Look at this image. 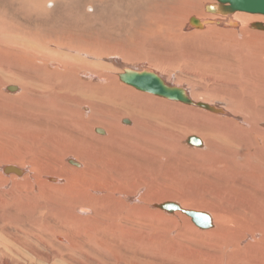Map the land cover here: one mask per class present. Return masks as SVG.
Instances as JSON below:
<instances>
[{"label":"rangeland","instance_id":"rangeland-1","mask_svg":"<svg viewBox=\"0 0 264 264\" xmlns=\"http://www.w3.org/2000/svg\"><path fill=\"white\" fill-rule=\"evenodd\" d=\"M63 3L64 1H61L60 5L50 4L52 14L42 16L40 21L32 17L39 14L34 11L23 19L22 25L32 27L36 21L37 29L43 31L53 27V19L59 20L64 12H70V20H74L76 25L73 24V27L78 32L75 34L80 37L79 43L90 42V47H86L90 52L96 49L98 52L107 50L113 54L108 56L104 53L105 58L82 62L93 66L97 72L105 70L110 80L104 84L88 76L86 79L82 77L81 84L103 83L108 90L119 93L123 99L117 100L116 104L94 102V116L100 111L97 108L100 105L104 110L105 122L113 124L119 119L133 120L138 130L129 131L128 128L132 126L121 122V127L115 129L118 130L115 132L117 140H108L110 136L106 140H96L90 133L89 118L86 119L87 127L78 130L79 125H76L75 119L81 118L79 107L86 100L84 95H75L76 101L68 112L63 104L71 101H62L61 105L54 107L47 99L36 96L32 91L23 92V79L26 76L41 75L42 69L26 62L23 58L26 55L19 50H0V264H218L216 259H207L204 254L214 251V254L221 256V246L211 249L216 242L209 243L205 233L216 227L218 230L223 227L224 233L229 232L232 228H225L218 216L231 215H235L234 218L242 222H248L250 226L249 230L246 228L240 234V238L247 240V234L260 235L257 236L256 247L264 254V184L254 185L250 178L248 181L252 182L253 186L248 182L242 185L240 190L234 193L240 199L230 205L216 182L203 181L201 177L202 172L219 158H228L227 160L236 166L235 172L227 170L226 177L236 178V174L244 176L248 170L249 165L242 166L238 162L241 157L234 155L237 146L232 141L222 139L220 135L232 131L230 127L225 129L226 131L222 130L227 126L224 120H233L235 113L250 117L249 113H256L260 117L254 115L253 119L262 122L259 118L264 116V31L251 28L250 25L255 22L264 24V16L238 12L230 16L238 21L237 27H232L225 21L221 25L217 23L206 29H191L187 30V33L183 30L185 33H181L177 30L182 29V26L185 28L191 17L226 19L205 11L204 7L209 3H218L213 0H106L105 9L97 8L94 4L93 9L87 11V0H71V8L62 6ZM3 6L7 7L6 16L11 18L5 23H13L14 18L22 19L8 5ZM28 12L30 13V10ZM242 16L249 19L241 21ZM12 27L13 25L10 26ZM58 27L59 33L69 30L62 27L60 22H57V29ZM52 32H55L53 28ZM52 34L54 36V33ZM115 41H118V45ZM111 42L114 43L111 45ZM4 43L7 41L4 35L0 34L1 47ZM139 63L146 66L144 70H150L154 65L152 70L164 77L168 86L184 90L194 105L198 102L208 103L231 115L214 114L194 105L170 101L128 87L120 81L119 74L123 73L124 67L138 70ZM112 79H116V82H111ZM10 86L18 87L19 92H9ZM121 88L128 89L130 94L124 95ZM132 92L136 93L134 98ZM121 102L128 106L124 107ZM243 104L245 109L242 108ZM232 105L237 110L231 112ZM132 106L151 108L153 113L146 117L127 112L126 108ZM256 107L262 108L257 110ZM250 109L256 110L249 111ZM63 115L67 119L73 118V125L64 121ZM114 127L115 124L108 129ZM47 131H50L49 134ZM92 133L95 132L92 130ZM43 134L48 135L43 139ZM191 136L203 140L204 147L187 145L186 140ZM244 138L247 139V136L244 135ZM45 140L47 144L43 146ZM84 141H88L104 156L111 157V160H118L119 167L110 165V160L103 157L107 159H102L105 165L109 163L105 166L108 170L103 168L105 172L99 169L103 173V176L99 175V179L106 180L105 177L110 175L108 173L119 168L126 177L124 182L118 184L120 191L137 198V203H127L128 195L125 194L124 197L113 188L105 190V185L101 184L92 191L99 192L98 198H94L93 202L91 193L85 195L76 192L83 178L80 169L87 170V167L84 164L82 168L63 166L68 165V157L84 162L89 160V155L83 148ZM33 148L43 152L32 153L33 156L26 159L21 158ZM74 152L83 156L82 159L74 156ZM128 158H131L130 161ZM138 159L142 165L139 161L137 163ZM33 161H38L36 165L39 173L26 171L31 164L35 165ZM128 162L131 164H127ZM39 164L46 166L41 169ZM120 164H126L123 165L125 170L122 168L121 171ZM12 165L22 168L26 174L24 173L23 177L13 173L3 174L5 166L9 168ZM73 168L80 171L77 172ZM216 168L224 170L223 166ZM55 172L61 173L58 189L54 190L56 183L50 181H46V185L36 184L37 180L44 182L47 173L55 175ZM245 189L250 193L245 192ZM142 192L146 200L141 199ZM113 193H116V196ZM214 193L215 196H212ZM106 197H109V202ZM155 197L158 200H155ZM82 200H87L92 205L87 209V205H82ZM162 203L186 205L192 208L187 209L208 213L211 217L212 212H217L218 215L215 214L212 218L211 229L201 230L182 213L171 214L160 210V217L153 216L151 204ZM137 204L140 206L139 210ZM233 204L240 205L239 207L247 210L246 213H237ZM130 205L134 208H130ZM143 208L150 209L151 214ZM81 209L85 212L81 213ZM133 210L136 213L130 214ZM258 210L261 213H257ZM108 211L116 216H110ZM248 212H251V215ZM62 216H68V221L65 222ZM73 217L77 219L74 222ZM80 219L81 221H78ZM59 238H62V242ZM248 242L249 240L245 245ZM245 245V251L252 252L251 246ZM252 261L243 253L240 258L228 264H264V259L253 261L254 263Z\"/></svg>","mask_w":264,"mask_h":264},{"label":"bare ground","instance_id":"bare-ground-1","mask_svg":"<svg viewBox=\"0 0 264 264\" xmlns=\"http://www.w3.org/2000/svg\"><path fill=\"white\" fill-rule=\"evenodd\" d=\"M61 1H64V3L62 4V6H65L66 5L68 8H71L72 7L71 6V3H70L71 0H0V5H1L0 6V12H1L0 13V34H3L4 37H5V39H6V41H7V43H4L2 45V47L0 45V50L3 51V52H8L9 49L19 50L22 54H24L26 56H29V58H28V57H26V56L23 55L24 56L23 58L25 59L26 62L32 63V65L34 67L40 68V70L42 69V73L40 72L41 75L40 74H37L35 76L33 75L34 77H27L26 76L23 79V83L21 84V88H22V91L23 92L29 93L30 91H32L33 93L36 94V96L38 95L39 97H42V98L47 99L50 102V104H53L54 107H58L59 105H61L62 104L61 103L62 101H66V100L71 101L70 103H64L63 104V105L66 106L68 112H70L72 110V103L74 101H76L75 95L76 94L77 95H79V94L84 95V97L86 98V100H84V102H82L80 104V107H79V111L82 114L81 115V118L78 117V118L75 119L76 125H79L78 126V130H83L84 129V126L87 127V124H86L87 121H86V119L89 118L90 119V133H91V135L94 136V138H96V140H106L109 136L110 137H109L108 140H110V139L117 140V135L115 134V132L118 131V130L115 131V129L117 127H121V122L123 123V121L121 119L117 120L116 122L113 123V124H115V127L112 128L111 130H109L108 128L111 127L113 124H111L109 122L108 123L105 122L104 110L102 109V107L100 105L97 107V108H99L100 111L97 113L96 116H94V114L96 113V110H95V107L96 106H94V102H101V103H108V104H116V101L117 100H119V101H122L123 100L122 99V96L119 93H116L115 94V93L111 92V90H108L107 86L104 85L105 82H108L110 80L109 74L105 70L102 71V72H100V71L97 72L96 70L93 69V66L82 63V62H85V60L87 61L89 59H101V58H105V56L103 55L104 53H107V55L110 56V55H113V54H110L112 52L107 51V50H106L107 52L104 51V50H103L104 52L103 51L98 52V51H96V49H94L93 52H90L89 49L86 48V47H90V42H88V43H79V38L80 37L79 36H76V34H75V33H78V32L73 27V24L76 25L75 22H74V20H70V18H71V13L70 12H64L62 14L63 16H61L59 18V20L58 19H53L52 20L53 27H48V28H46L43 31H40L39 30L40 28L37 29L38 23L36 21H40V19L42 18V16H46L48 14H52L53 10L52 9L50 10L49 5L52 4V3L53 4H57L58 3L60 5V2ZM105 3H106V0H87V5L85 7V11H87L88 9H91L92 10L93 9V6L92 5H94V4H95V6H97V8H103V9H105V6H106ZM4 4L8 5L12 11L16 12L15 14H19L20 16L19 15H17V16H19V18H22V19L20 20L18 18H14V19H12L13 23H8V22L5 23L7 19H11V18H10V16L7 17L6 14H5V10L7 9V7H4L3 6ZM88 5H91V7L89 8ZM208 5H214V4H210L209 3ZM208 5H206V6H208ZM206 6L204 8H206ZM29 10H30V13L28 12ZM34 11H38L39 14H35V15L32 16V17H35V20H36L35 22H33V24H32L33 26L32 27H27L25 25H22L23 19L27 15L32 14ZM131 16L129 17V19H131ZM222 17H224V16H222ZM225 18L226 19H223V18H221V19L220 18H216V19H214V18H206V19H204V18H198V17H191L190 20H189V24H187L185 26V28H183V26H182V29L180 28L177 31H180L181 33H185L184 31H186V33H187V30H191V29H197V31H198V30H202L203 28H205V29L206 28H209L212 24L220 23V25H221L222 22H225V21L230 26H232V27H237L239 25L238 24V21L236 19L234 20L230 16L225 17ZM193 19L196 20V21H198L199 24L191 23V20H193ZM248 19H249L248 17H244L243 18V16H242V19H240V20L241 21H245V20H248ZM28 21L31 22V19H29ZM57 22H60V25L62 27H67L69 30L67 32H60L59 33L60 29H59V27L57 29ZM256 23H261V22H255L253 24H256ZM253 24H251L250 27H252ZM261 24H263V23H261ZM11 25H13L12 28H10ZM52 28L55 30V32H52ZM37 30H39V31H37ZM94 30H97V29H94ZM52 33H54V36H52L53 35ZM68 41H71L73 43L68 42ZM42 42H43V44H42ZM117 42L118 41H115V43H117ZM113 43L114 42H111V45ZM117 45H118V43H117ZM108 47H110V44H108ZM115 50H117V48L114 49V51ZM107 59H108V57H107ZM110 61L113 62L114 60L113 61L110 60ZM114 62H116V61H114ZM175 65H172V66H175ZM138 66H139L138 71H143L144 68L146 67L145 65H143V63H141V64L139 63ZM154 67L155 66L152 65V68L150 70H147V71H149V72L151 71L152 73H154L155 71L152 70V69H154ZM30 73L31 74H34L35 72H30ZM155 74H156V72H155ZM88 76H90L89 78H91L92 80H94V81H98L99 80L100 82H104V84L103 83H93V82H89V83L87 82V84H81V81H83L82 77L86 79ZM158 77L160 79H163V81H164V77H160L159 75H158ZM15 79L18 81L17 76H16ZM20 80H22V78ZM17 81H16V83H17ZM19 82L21 83L22 81H19ZM111 82L115 83L116 82V79H114V80L112 79ZM164 83L168 86V83H166L165 81H164ZM128 87H130V86H128ZM168 87H170V86H168ZM170 88H175V87H170ZM178 89H181V88H178ZM17 92H19V91H17ZM121 92L124 95L130 94V91L128 89H125V88H121ZM13 94H14V92H13ZM135 94L136 93H133L132 92V95H133L132 97L133 98H134V95ZM140 96L141 97H144L142 95H140ZM164 99H166V98H164ZM167 100H169V99H167ZM174 102L181 103L179 101H174ZM178 103H174V104H178ZM50 104H48V106H50ZM121 104H123L124 107L128 106L127 104L122 103V102H121ZM182 104H184V103H182ZM204 104H207V105L211 106L208 103H204ZM186 105H194V103L186 104ZM250 105H251V107H255L253 104H250ZM194 106H196V105H194ZM245 107H246L245 104H243L242 108L245 109ZM248 107H250V106H248ZM262 107H260V108L259 107L258 108L256 107V109L259 110ZM215 108H217V107H215ZM60 109H62V106H60ZM201 109H203V108H201ZM217 109H219V108H217ZM256 109H250L249 111L256 110ZM203 110L206 111L205 109H203ZM219 110H221V109H219ZM235 110H237V109L235 107H233V105H232L230 107V111L232 112V111H235ZM126 111L127 112H134V113L139 114L140 116L144 115L146 117H148L149 115H152V113H153V111H152L151 108L147 109V108H145L143 106H141V107H133L132 106L130 108L127 107L126 108ZM238 111L239 112H244V110H238ZM110 112H111V110H110ZM219 114H221L222 116H228V115L230 116L231 115L228 112H224L223 110H221V113H219ZM249 114L251 115V117L250 116H245V115H242V114H236V113H235V115L232 114L233 117H234V119L231 120L232 119L231 118L229 121H225L224 120V122L227 124V126L222 130V131H224L225 129H227V128L230 127L232 129V131H230L227 134H221V135L219 134L222 139H225V140L230 141V142L232 141L233 144L237 146V150L234 149V155H236V157L237 156H240L241 157L240 159L238 158L239 159L238 162L242 166H246L247 167L249 165L247 172L244 173V176H241L239 174H236V178L226 177L225 173L227 172V170L228 171L235 172L234 169H236V166L235 165H232L230 163V161L227 160L228 159L227 157H226L227 159H225V158H219V159L215 160L207 169H205L202 172V175H201L203 181L216 182L220 186L221 189H219V190L221 192H223V194L227 197V199L229 200L228 203L230 205L233 202H236L237 200L240 199V198H237L234 195V193L236 191H239L240 188L242 187V185H245V184H247L246 182H248V183H250V186L251 187L253 186L252 182H249L248 181L250 178H251V180H253L254 185L255 184H264V182H261V181H264V116L262 118H259V119L262 120V122H259V120H254L253 117H254V115L260 117V115H258L256 113H254V114L253 113H249ZM58 116H59V113H58ZM63 117H64V115H63ZM64 121H67L68 124L73 125V118H70L69 117L67 119V118L64 117ZM130 121H129V124H127V125L132 126V127L131 128H128V130L129 131L130 130L131 131H135L138 127L134 125V121L133 120L131 122ZM50 123H52V122H50ZM36 125H40V124H36ZM41 125H43V124H41ZM139 126H141V125H139ZM244 126H246V127H244ZM41 128L43 129V127H41ZM141 128H143V127H141ZM98 129H101L103 131V134L96 133V130H98ZM122 129H124V127H122ZM92 130L95 133H92ZM222 131H220V132H222ZM49 132H48V134H49ZM48 134H46V135L43 134L44 135L43 136V139ZM244 135L247 136V139L244 138ZM78 138L80 140V137H78ZM21 142H22V140H21ZM202 142H203V140H202ZM46 144H47V142L45 140L44 143H43V146H45ZM162 144H163V146H166L165 143H162ZM92 146H91V144L88 141H84L83 142V148H85L84 151L89 155V157H88L89 160H87L86 162H84V160H76V158L75 159H72V158L68 157L67 158V160H68L67 161V164L68 165L63 166L65 168H67V166H68V168H72V167H69V165H71L73 167H81L82 168V167H84L83 166V164H84L85 167H87V170H82V169H80L81 171L79 170L81 172V174H82L81 176L83 178H81L82 180L80 179L81 181L79 182L78 188H76L77 191H76V189H74V190L76 192H81L82 194H85V195H88L89 193H91L92 194L91 202L94 201V198H95V200L98 198V196H99L98 193L99 192L97 193V192H92V191L95 188H97L98 185H100V184L101 185H105V190H107V188H110V189L113 188V189H115V192L117 190L118 193H121V195L124 196L126 193H123V192L120 191L121 187L119 189V185H120L119 183L120 182L121 183L124 182L125 179H126V177H125V175L123 174V171H122L124 169L123 168V165L125 166L126 164H123L122 166L120 164V168H121V171L122 172H120L119 171V168H118V170H116V171H114L112 173H108L110 175H109V177H105L106 180L99 179L100 178L99 175H102L103 174L100 170H104L103 168H105V166H107L109 164L108 161H106V163H108V164L105 165V163H104L105 161L104 160H107V159L110 160L109 161V162H111L110 165H113V166L115 165L117 167H119V162L116 159H115L116 161L115 160L113 161V160H111L112 159L111 157L109 158V157L104 156L102 152H100L97 148L92 147ZM203 147H204V143H203V145H202L201 148H203ZM133 148H135V147H133ZM151 148L152 147L150 146V149ZM158 150H159V148H158ZM24 151H25V149H24ZM40 152H43V151L38 150L36 148H33V150H31L30 152H28L25 156H22L21 158L22 159H26V158H28L30 156H33L32 153L36 154V153H40ZM160 152H162V151H160ZM164 152L165 151H163V154H164ZM160 154H162V153H160ZM74 156H76L79 159H82V157H83V156L76 155L75 152H74ZM229 156H231V155H229ZM103 157H105L107 159H104ZM244 158H246V160H244ZM44 159L47 160L46 158H44ZM102 159H104V160H102ZM123 159H125V158H123ZM129 159H131V158H128V161H130ZM146 159H147V157H146ZM70 160H71V162H70ZM138 161H139V159L137 160V163H138ZM146 161L148 162V159ZM37 162L36 163L34 162L35 165L31 164V166L27 167L28 170H26V171L35 172V173L38 172L39 173L40 170H37L38 169V166L36 165ZM74 162H76L77 164H79V166H76L74 164ZM26 163L29 164L28 162H26ZM124 163H126V162H124ZM129 163L130 162H128L127 164H129ZM144 163H145V161H144ZM153 163L156 164L155 161H153ZM233 163H235V162H233ZM140 164H141V162H140ZM45 166H46L45 164L44 165H40L39 164V168H41V169H43ZM218 166H223V169L224 170H219L218 168H216ZM237 166H239V165H237ZM7 167H8V165H7ZM7 167L5 166V168L3 169V172H4V173L2 172L3 174H8L6 172V168ZM10 168H13L16 171H18L19 174H16V173H13V174L18 175L20 177H23L26 174V172H24L22 170V168L20 169V168H17L15 166H13V165ZM139 168H140V166H139ZM106 169L108 170V168H105V170ZM74 170L77 171V169H74ZM132 170L134 172L135 168L132 169ZM238 170H239V168H238ZM79 171H77V172H79ZM65 172H63V173H65ZM55 173H53V174H55ZM73 173L74 172H72V174ZM124 173H125V171H124ZM105 174L106 173H104V175ZM60 176H61V173H58V172L55 175H52L51 173H47L45 175V181L42 182V180H37L38 182H36V184L38 183L39 186H41V185H46L47 184L46 181L47 182L48 181L54 182V183H56L55 185L53 184L54 185L53 188L55 190V188L58 189V187H60V183H61V182H59V180H61L59 178ZM129 177L131 178V176H129ZM101 178H103V177H101ZM73 179H74V177H73ZM77 179H79V178H77ZM255 181H256V183H255ZM125 183L127 184V182H125ZM36 184L34 183V185H36ZM124 186H126V185H124ZM63 187H64V189H66L65 186H63ZM126 187H128V186H126ZM132 188H133V185H132ZM128 189H129V187H128ZM100 190L101 189H99V191ZM123 190L127 191L125 188ZM130 192H131V190H130ZM245 192H248V190L245 189ZM72 193H73V189H72ZM104 193H106V192H104ZM143 193L144 192H142L141 199L143 198ZM248 193H250V192H248ZM100 194H102V193H100ZM118 195H120V194H118ZM126 195H128V194H126ZM240 195H243V194H240ZM128 196L129 197L126 200L127 203L129 202L130 204H133L134 205L135 203L138 202L137 198H134L131 195H128ZM149 196L150 195H148V197ZM212 196H215V193L212 194ZM245 196H247V195L245 194ZM104 197H105V195H104ZM146 199H144V200H146ZM99 200L100 199H98V202H99ZM103 200H104V198H103ZM106 200L109 202V197L108 198L106 197ZM155 200H158V199L156 198ZM105 201H101V202H105ZM116 201L118 202V200H116ZM152 201H153V199H152ZM82 205L83 206H86L87 205L86 208L87 207L89 208L92 204H90V202L87 201V200H82ZM155 205H157V204H151V208H153L152 210H154L152 215L155 216V217L156 216L160 217L161 216V214L159 213L160 210L157 209V208H155ZM233 205H234V210H236L237 213H239V211H243V212L246 213L247 210L245 211L242 207H239L240 205H238V204H233ZM182 206L181 207L183 209L186 208V210L192 209V208H190V207H188L186 205L185 206L182 205ZM129 207L132 208V209L134 208V206H132V205H130ZM136 207L137 206H135V208ZM187 208H190V209H187ZM83 209H81V211H80L81 213H84L85 212ZM139 209H140V206H139L138 210ZM143 209H145V208H143ZM149 210L150 209H148V210L145 209L144 211L145 212L147 211V213H148ZM133 211L134 212H130V214H135L136 213L135 210H133ZM137 213H139V212H137ZM165 213H169V212H165ZM175 213H180V212H175ZM248 213L251 215V212H248ZM257 213H261V211L258 210ZM149 214H151V211L149 212ZM215 214H217V212H212L213 217H214ZM109 215L110 216H113V217L116 216L114 213H111V212H109ZM142 215H144L143 214V210H142ZM234 217H235V215H231L229 217H226V216H221L220 217V216H218V219H220L222 221L223 226L225 228H232V229L229 230V232L224 233V228L223 227L220 228L219 230L216 227V229L214 228L211 231L205 233L207 240H210L209 243L216 242L214 245L211 246V249H213L216 246H221L220 247L221 248V251H220V255L221 256H219L218 254H214V251H213L211 253L204 254L206 256V258L207 259H216L217 262H218V264H226V263L228 264L231 261L240 258V255H242L244 253L246 255V257L250 261L251 260H253V261L263 260L264 259V254L262 253V251L258 247H256L258 245L257 236H260V235L259 234H257V235L254 234L255 236H253L251 234H247V240H249V242L245 245V243H246L247 240H245L244 238H240V234L243 231H245L246 228L249 230L250 229V226H248V222L247 223L242 222L240 219H237V218H234ZM62 218L66 222V221H68V218L69 217L68 216H62ZM75 220H77V219L75 217H73V222ZM78 221H81V219L78 220ZM117 222H116V224H117ZM136 223L134 224V226L137 225ZM153 224H154V222H153ZM125 225L126 224H124V226ZM119 226H121V225H119ZM117 228H118V226H117ZM153 228H154V226H153ZM123 229H125V228L123 227ZM157 229H160V228H157ZM135 231H137V230H135ZM58 240L60 242H62V238H59ZM244 245L245 246H251L252 252H246L245 251L246 248L243 247Z\"/></svg>","mask_w":264,"mask_h":264},{"label":"water","instance_id":"water-1","mask_svg":"<svg viewBox=\"0 0 264 264\" xmlns=\"http://www.w3.org/2000/svg\"><path fill=\"white\" fill-rule=\"evenodd\" d=\"M217 2L216 5H208L205 8V11L208 14L218 15L228 17L234 15L235 13H248L253 15H262L264 16V0H213ZM191 23L199 24L196 20H191ZM251 28L259 29L264 31V25L261 23L253 24ZM119 79L122 83L135 88L136 90L144 93H149L157 97H162L169 99L171 101H179L184 104L193 103L186 92L178 88L168 87L162 79L158 77L157 74L149 72L147 70L138 71L133 69L124 68L123 73L119 74ZM9 92H16L17 88L14 86L8 87ZM196 107H200L214 114L221 113V110L209 106L204 103H197ZM123 124H129L128 120H124ZM96 133L103 134L101 129L96 130ZM187 145L201 148L203 142L200 138L196 136H191L186 141ZM71 162V160H70ZM76 166H79L74 162ZM7 173H16L19 174L13 168H7ZM155 208L163 210L169 213L180 212L191 219L196 227L201 230L211 229L213 227L212 217L208 213L197 212L192 210L183 209L177 203H162L155 205Z\"/></svg>","mask_w":264,"mask_h":264}]
</instances>
